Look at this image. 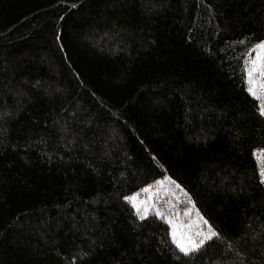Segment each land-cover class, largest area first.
<instances>
[{"label": "trees", "instance_id": "16d2710c", "mask_svg": "<svg viewBox=\"0 0 264 264\" xmlns=\"http://www.w3.org/2000/svg\"><path fill=\"white\" fill-rule=\"evenodd\" d=\"M263 40L264 0H0V264H264ZM167 174L198 250L127 199Z\"/></svg>", "mask_w": 264, "mask_h": 264}, {"label": "rangeland", "instance_id": "374dc122", "mask_svg": "<svg viewBox=\"0 0 264 264\" xmlns=\"http://www.w3.org/2000/svg\"><path fill=\"white\" fill-rule=\"evenodd\" d=\"M264 44V40L257 45ZM257 45L247 58L249 89L264 107V47ZM259 170L264 180V148L255 151ZM147 189V191H144ZM138 194V195H137ZM128 201L140 215L156 214L170 226L174 243L183 251L200 247L216 234L207 218L201 213L185 188L172 176L160 177L127 195ZM186 252V251H185Z\"/></svg>", "mask_w": 264, "mask_h": 264}, {"label": "snow or ice", "instance_id": "6c2138e0", "mask_svg": "<svg viewBox=\"0 0 264 264\" xmlns=\"http://www.w3.org/2000/svg\"><path fill=\"white\" fill-rule=\"evenodd\" d=\"M257 47H258V48H260V47H264V44L257 45ZM250 91H251V90H250ZM261 112H262V114H264V107H262ZM144 191H147V189H145ZM137 195H138V194H137ZM127 199L134 201V200H135V197H128ZM141 218H143V217H141ZM214 235H215V234H214ZM199 247H200V245H196V246H195L194 248H192V249H184V250H185L186 252H191V251L198 250Z\"/></svg>", "mask_w": 264, "mask_h": 264}]
</instances>
